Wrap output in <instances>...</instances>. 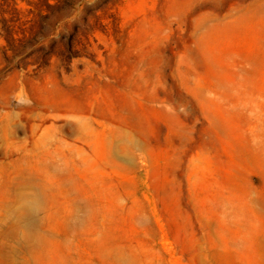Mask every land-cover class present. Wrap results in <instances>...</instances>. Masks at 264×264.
Masks as SVG:
<instances>
[{"label": "rangeland", "instance_id": "374dc122", "mask_svg": "<svg viewBox=\"0 0 264 264\" xmlns=\"http://www.w3.org/2000/svg\"><path fill=\"white\" fill-rule=\"evenodd\" d=\"M0 264H264V0H0Z\"/></svg>", "mask_w": 264, "mask_h": 264}, {"label": "bare ground", "instance_id": "6f19581e", "mask_svg": "<svg viewBox=\"0 0 264 264\" xmlns=\"http://www.w3.org/2000/svg\"><path fill=\"white\" fill-rule=\"evenodd\" d=\"M134 118L136 119V117L134 116ZM28 206H33L32 202L28 203Z\"/></svg>", "mask_w": 264, "mask_h": 264}]
</instances>
